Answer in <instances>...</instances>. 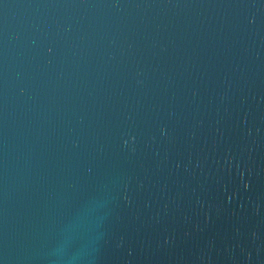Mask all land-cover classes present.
<instances>
[{"label":"water","instance_id":"water-1","mask_svg":"<svg viewBox=\"0 0 264 264\" xmlns=\"http://www.w3.org/2000/svg\"><path fill=\"white\" fill-rule=\"evenodd\" d=\"M0 264H264V0H0Z\"/></svg>","mask_w":264,"mask_h":264}]
</instances>
